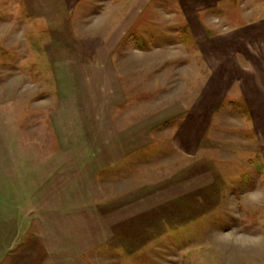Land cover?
I'll list each match as a JSON object with an SVG mask.
<instances>
[{
  "label": "rangeland",
  "instance_id": "rangeland-1",
  "mask_svg": "<svg viewBox=\"0 0 264 264\" xmlns=\"http://www.w3.org/2000/svg\"><path fill=\"white\" fill-rule=\"evenodd\" d=\"M257 50L264 0H0V264H264Z\"/></svg>",
  "mask_w": 264,
  "mask_h": 264
},
{
  "label": "crops",
  "instance_id": "crops-1",
  "mask_svg": "<svg viewBox=\"0 0 264 264\" xmlns=\"http://www.w3.org/2000/svg\"><path fill=\"white\" fill-rule=\"evenodd\" d=\"M258 53H257V56L254 60H252L251 62H257L255 64V67L254 68H249L247 71L249 70H255L256 72H260L259 75L258 73L255 74L254 76V80L255 81V90L252 91L254 92V96L252 100H255L256 97H264V50H257ZM254 74V73H252ZM251 75V74H249ZM248 75V76H249ZM247 76V77H248ZM252 78V76H250ZM251 92H249L250 94ZM248 96V95H247ZM249 98V96H248Z\"/></svg>",
  "mask_w": 264,
  "mask_h": 264
}]
</instances>
